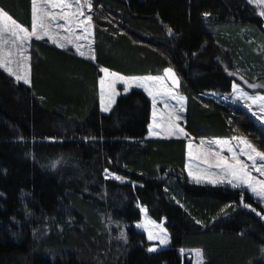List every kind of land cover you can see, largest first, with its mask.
I'll use <instances>...</instances> for the list:
<instances>
[{
    "label": "trees",
    "instance_id": "1",
    "mask_svg": "<svg viewBox=\"0 0 264 264\" xmlns=\"http://www.w3.org/2000/svg\"><path fill=\"white\" fill-rule=\"evenodd\" d=\"M89 3L91 57L32 37L30 83L0 69V264H190L182 247L201 248L202 264H264V205L244 188L191 179L186 137L148 135L143 89L117 94L107 112L98 97L103 67L124 75L171 68L187 135H243L264 150L263 127L211 94L231 92L230 70L264 82V17L247 0ZM0 8L31 27V0H0ZM141 207L163 220L167 248L150 251L129 227ZM109 217L127 226L122 243L103 230Z\"/></svg>",
    "mask_w": 264,
    "mask_h": 264
},
{
    "label": "snow or ice",
    "instance_id": "2",
    "mask_svg": "<svg viewBox=\"0 0 264 264\" xmlns=\"http://www.w3.org/2000/svg\"><path fill=\"white\" fill-rule=\"evenodd\" d=\"M249 3H253V0H248ZM258 4H264V0H255ZM75 7V11H72ZM88 7L91 8V4L88 3ZM59 9V11H53ZM260 16L264 17V10L258 13ZM205 16L209 15L208 13L204 14ZM85 13L82 11V5L79 3V0H42V3H38V0H31V31L20 26L4 9L0 8V25L4 29L11 32V35L15 37L20 45L25 44L30 41L32 37L37 39H43L47 36L52 40L53 43H58V40L55 38L59 36V33L56 32V29H66L69 33H74L75 28H82L85 33L92 27V17L86 16L85 19H80L84 17ZM63 21V23H56L55 27H52V22ZM10 22V23H9ZM171 33V29H169ZM85 39L87 37H84ZM71 43V41H68ZM60 47H64V44L59 43ZM76 50L81 56L84 55V52L81 50L80 45H76ZM24 49L21 48L20 57H11L4 58L2 49H0V69L7 71L9 75L13 76L16 81H23L24 84H29L28 73L24 69V65L28 59L27 56L23 55ZM15 60L16 69L8 65ZM23 70V71H22ZM103 72L108 74V69H102ZM111 77L118 78L124 85V90L128 91L133 85L144 88L150 97L153 98V105L156 104V96L163 92L171 94V89L167 87L165 81L171 80L173 84H178L175 73L171 68H165L163 70V75L157 76H144V77H123L117 73H110ZM105 79L101 78L100 80V103L103 111H108V108L111 106V103L114 102V96L116 91L114 88L115 79H111L107 82V96L108 103H105ZM250 87L256 88L257 85H250ZM264 87V85H260ZM155 89V91H154ZM233 92H235L240 99L251 100L252 104H256L257 100L264 102V96L251 97L247 92H244L239 88V85L236 83L232 84ZM174 99L180 103L183 110V101L185 97L183 96H174ZM245 107L252 111L251 105H245ZM260 113H264V103L261 104L259 109ZM252 115L258 120H264V115H259L257 112L252 111ZM155 116V111L153 112ZM181 117L175 113L169 116V122L172 129L175 130L173 134H185L184 129L180 128L175 121L180 120ZM149 128H152V125H149ZM157 134V133H150ZM233 140L239 141L242 147L237 149L236 146L230 145L229 140H217L215 141L216 145H223L228 153H231V156L222 155L221 151L211 153L212 160L205 158L204 164L207 165L206 168L199 170L198 173H194L191 168H189L188 175L193 177L196 183H200L204 179H209L213 184H224L227 183L233 188H244L248 190L253 197L258 198L262 203H264V180H258L252 175V171L260 173L261 176H264V152H259L254 146H252L245 138L243 137H233ZM191 148V145H189ZM240 155H246L247 159L251 161V166L247 164L244 160L240 159ZM191 156V152H189ZM258 161L260 163H258ZM55 167V164H53ZM218 170V171H214ZM107 172V169H105ZM117 180L121 179L119 176L115 177ZM241 203L243 204V194H241ZM244 207L250 208L253 212H256V209L252 208L249 204H244ZM142 212H146V209H141ZM257 215H260L257 212ZM147 225H151L153 230H147L148 240H158L161 245H164L168 242V236L166 229L162 226L155 224L152 221H147ZM200 223V221H196ZM139 226V225H138ZM120 237L127 239L126 234L121 231ZM154 250L152 248L149 249ZM264 251V249H262ZM198 264H202V254L201 260L198 261Z\"/></svg>",
    "mask_w": 264,
    "mask_h": 264
},
{
    "label": "rangeland",
    "instance_id": "3",
    "mask_svg": "<svg viewBox=\"0 0 264 264\" xmlns=\"http://www.w3.org/2000/svg\"><path fill=\"white\" fill-rule=\"evenodd\" d=\"M38 3H42V0H38ZM79 3L82 5V11L85 13V16L80 17V19H85L86 16H89V14H88L89 0H79ZM251 4L255 7V11H256L257 15H259L258 13L260 11L264 10V4H258L255 2V0H253V3H251ZM53 11H59V9H55ZM72 11H75V7H73ZM56 23H63V21L52 22L53 28L55 27ZM23 28L27 29L29 32L31 31V27L30 28L23 27ZM55 31L59 33V36L55 37L58 40V43H57L58 45H59V43H62V44H64V46H66V45L70 46L71 45L74 48H76V45H80L81 50L84 52V55H90L91 54L90 35L92 33V27L88 30L87 33H85L82 28H75L74 33H69V32H67L66 29H56ZM45 37H47V36H45ZM84 37H87V38L85 39ZM49 40L52 41L51 39H49ZM69 40L71 41V43L68 42ZM28 45H29L28 42H26L23 45H20L18 40L11 35V32L4 29L3 26L0 25V49H2V51H3L4 58L20 57L21 56L20 49L23 48L24 49L23 55L28 57L25 65H24L23 70L27 71L28 79H29V53H28L29 47H28ZM8 66L12 67L15 70L16 69L15 60H13V62L11 64H9ZM102 69H107V68L103 67ZM110 73H117V72L109 70L108 74H106L105 72H103L101 70V75L99 77V91H98L99 101H100V94H101L100 80H101V78H104L106 81V83H105V103L106 104L108 103L107 82L109 80L115 79V84H114V88L116 91L115 96H117V94H119V93L127 92L124 90L123 83L118 78L111 77L109 75ZM230 73L234 77L233 83H236L237 85H239V88L241 90H243L244 92H247L249 94V96H251L253 98L258 97V96H264V87H260V85H264V82H262V81H250V80L244 79L243 76L240 75L241 74L240 72H235L233 70H230ZM117 74H119L120 76H123V77H144V76L163 75V71L160 72L159 74H155V75H152V74H148V75H124V74H120V73H117ZM175 78L178 82V77L176 76V74H175ZM165 83H166L167 87L171 89V94H168L167 92L162 91L161 94L156 96L155 106L153 105V98L148 95L150 97L151 104H152L151 105L150 123H149V125H152V128L150 129L149 125H148V135L149 136H184V137H186V158H187L186 168H187V171H189V168H191V170L194 173H198L199 170L206 168L207 165H205L203 161L205 158L209 159L210 161L212 160L210 152L215 153V152L221 151V149H223V151L221 152L222 155L229 156V157L231 156V153H228L227 149L223 145H219V146L216 145L215 141H217V140H229L230 145L236 146L237 149L239 147H242V145H240L239 141L232 139L233 137H224V138L199 137V138L195 139L192 136L187 135L185 130H184L185 134H178V133L173 134L175 132V130L172 129L170 126L169 116L173 113L179 115L181 117V119L175 121V123L178 124L180 128H183L181 122H182V119L184 117L185 100L183 101V110L181 111L180 110V108H181L180 103H178V101L173 98L174 96H183L182 93L179 92V89L177 86L178 84H173L171 80H167V79H166ZM250 85H257L258 87L253 88V87H250ZM131 88H141L144 90V88L136 86V85H133L128 90H130ZM154 91H155V89H154ZM211 94L213 96H215V98H217V99H220L223 101H229V102H232L234 104L242 106L250 114V116L254 119V121L259 123L264 129V120H258L256 117H254L252 115V111L257 112L259 115H264V113L259 112L261 104L264 102L257 100L256 104H252V101L250 99L249 100L240 99V98H238L237 94L235 92H233V89L231 90V92H229L227 94H223V95H215L214 93H211ZM115 96H114V98H115ZM112 104L113 103H111V105ZM100 105H101V103H100ZM245 105H251L252 111H249L245 107ZM109 108H108V110H109ZM100 109L102 112H107V111H103L101 106H100ZM154 111H155V116H153ZM150 133H157V134H150ZM238 137L245 138L259 152H264V150L257 148L246 136L240 135ZM189 145H191V148H189ZM189 152H191V156H189ZM240 159L244 160L247 164H249V166H251L252 162L247 159L246 155H240ZM258 163H260V162L258 161ZM214 171H218V170L214 169ZM105 175L107 177H111L114 179H116L115 177L119 176V175L115 174L114 172H109V171H107V172L105 171ZM252 175L254 177H256L258 180H264V176H261L260 173L254 171V170L252 171ZM119 177L121 179H119L118 181L127 180L123 176H119ZM190 178L194 180L193 177L190 176ZM202 181L211 183L209 179H204ZM248 193L251 195V197L253 199L257 200L259 203L264 205V203H262L258 198L253 197L249 191H248ZM141 209H142V207L140 208V211H141ZM149 220L154 222L157 225L162 226L164 229H166L164 226L163 220L162 221H155L149 217L147 212H142V211H141L140 219L137 221H134L132 224H130L129 227L132 226V227H134L135 230H138V231H141L144 233L146 240L149 242V248H152L154 250L167 248L170 244V238H169V234H168L167 230H166V232H167V236H168V242L166 244L161 245L158 240H152V241L148 240V232H147L146 228L148 230L156 231L155 229H153L151 227V225H147L146 222ZM126 229H127V226L125 224L119 223L118 221H114L111 219V217H109L106 220V222L104 223V227H103V230L107 231V234L109 236L110 241L114 242V241L120 240L121 243L124 241V239L120 237V232L123 231L125 233ZM177 252H178L179 256L185 260H188L187 257L189 256L190 259L188 261L190 264H198V261L201 260V254H202V262L205 260L204 252L199 247H182V248H179L177 250ZM182 261H184V260H182Z\"/></svg>",
    "mask_w": 264,
    "mask_h": 264
},
{
    "label": "crops",
    "instance_id": "4",
    "mask_svg": "<svg viewBox=\"0 0 264 264\" xmlns=\"http://www.w3.org/2000/svg\"><path fill=\"white\" fill-rule=\"evenodd\" d=\"M91 35H92V33H91ZM91 35H90V41H91ZM48 38V37H47ZM57 44V43H56ZM58 45V44H57ZM71 46V45H70ZM73 47V46H72ZM74 48V47H73ZM75 50H76V48H74ZM77 52V51H76ZM77 54H79V52H77ZM80 55V54H79ZM83 56H89V57H91L92 56V51H91V54L90 55H83ZM116 97V96H115ZM115 99V98H114ZM99 104H100V101H99ZM101 106V105H100ZM150 123V122H149ZM186 160H187V158H186ZM186 172H187V174H188V171H187V168H186ZM189 176V175H188ZM190 177V176H189ZM202 182H204V181H202Z\"/></svg>",
    "mask_w": 264,
    "mask_h": 264
},
{
    "label": "water",
    "instance_id": "5",
    "mask_svg": "<svg viewBox=\"0 0 264 264\" xmlns=\"http://www.w3.org/2000/svg\"><path fill=\"white\" fill-rule=\"evenodd\" d=\"M187 259L189 260V259H190V257L188 256V257H187Z\"/></svg>",
    "mask_w": 264,
    "mask_h": 264
}]
</instances>
